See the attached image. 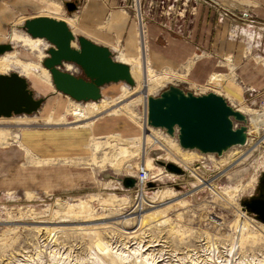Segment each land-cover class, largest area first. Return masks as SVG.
Returning a JSON list of instances; mask_svg holds the SVG:
<instances>
[{"label":"rangeland","instance_id":"rangeland-1","mask_svg":"<svg viewBox=\"0 0 264 264\" xmlns=\"http://www.w3.org/2000/svg\"><path fill=\"white\" fill-rule=\"evenodd\" d=\"M229 1L139 0L143 10L142 21L148 29H151L148 39L153 36V30L149 24L153 23L170 32L171 36L179 37L189 47L197 48H194L191 54L181 59L177 58L178 60L168 58L160 63L152 60L150 68L153 72L161 74L162 70L167 68L178 77L165 81L162 85L150 90L148 95L158 96L169 85L179 86L195 94L215 91L223 95V84L231 81L239 87L242 95L237 100L226 95L227 101L249 117V129L252 133H248L252 140L247 146L249 153L245 158L232 162L230 160L231 163H229L226 162V158H230L227 152L225 160L218 162L216 154L209 156L201 154L198 150H192L195 154L193 160L183 164L172 155L170 146L162 147L155 143L142 145L140 142L129 144L127 141L113 138V136L123 139L138 138L143 135L141 126L143 124L148 126L144 118L146 106L145 97L142 94V91H145V94L147 91L141 86L142 79L136 77L134 70L142 64L140 52L142 32L139 34L137 30H132L133 27L136 28L137 23L134 8H132L135 7V1L121 2L125 5L123 8L126 12L121 9L125 12L123 21H119L123 28H117L109 13L88 17V21L83 23L79 12L69 13L63 4L59 13L55 14L36 7L35 2L32 6L31 3L28 5V2L19 0H0V13L8 18L5 24L0 23V44L12 45L10 50L4 52L3 57L6 59L17 58L23 64L31 61L36 64L37 71L41 70L40 67H43L41 61L48 55L47 41L41 39L37 48L23 44L21 41H10L8 36L9 32L15 31L29 37L23 29L24 19L48 15L67 21L75 36L83 34L81 27L86 24L97 32L96 35L85 30L91 40L109 47L115 59L120 52H125V38L126 35L128 36V30H132L134 50L131 55L133 56H126L123 62L131 66V73L135 80L134 86L125 82L104 84L101 87V99H117L122 96L123 91L128 92V95L108 109L91 113L77 120L67 111L69 102L76 100L55 90L47 69L48 85L44 87L41 84V88L34 84L33 77L20 63L11 61V65L4 72H0L19 73L26 78L35 96L45 97L36 112L12 114L11 118L0 117V263L2 258L26 250L31 243L40 238L39 234L46 235L44 229L41 233L31 229L36 223L40 226H57L65 225V223L74 225L103 221L105 225L99 226L98 230L104 240L112 237L128 241L132 238L130 235L136 233V236L140 237L143 243L145 241V244H149L150 240L159 244L163 241V243L166 242L165 249L170 252L174 249L180 252L179 254L191 249L197 254H202L204 251L201 246L205 245L207 235L216 242L219 253L228 247L240 216L238 209L242 210L240 201L255 192L258 178L264 172V126L257 132L251 121L254 115H264V73L258 75L253 83L246 82L242 78L244 76L240 79L238 75H235V65H230L234 51L229 53L226 50L227 44L240 43L241 65H245L251 71H256V68L264 71V24L249 15L232 10ZM132 2L133 5H131ZM27 5L29 7L25 10H15L17 7L23 9ZM1 15L0 22L3 21ZM118 16L119 19L123 17ZM247 24L253 26H247ZM221 28L224 33L222 36ZM250 29L253 31L250 34L257 41H252L250 37L246 38L248 34L245 31ZM100 34L107 35V40L101 38ZM160 41L163 46L167 45L164 35ZM170 44L172 43L167 46L171 47ZM182 47L177 44V50H183ZM150 49L152 50L151 47ZM148 50L149 47L147 52ZM212 54L218 56L220 63L217 68L219 72H222L220 75L225 81L216 88L208 84L212 73L219 74L212 72L216 68L211 63ZM65 64L73 67L66 71L73 72L75 75L83 74L81 69L71 63H64L63 70H65ZM225 72L227 74L223 75ZM48 101L52 103L47 105ZM78 102L79 105L86 104L84 101ZM123 104H129L136 112L137 115L133 121L124 115L111 112L112 109ZM56 105H59L58 110ZM21 121L29 123L18 125ZM9 129L18 131L23 137L13 138L6 135L10 133ZM33 129L41 130V132L38 133ZM45 130L50 132L45 135L43 134ZM66 131H76L77 139L72 140L71 146L66 144L63 147L59 141L65 138ZM1 132H5L4 140ZM67 133L69 136V132ZM156 134L161 137L169 136L160 128H156ZM49 142H54L55 148L50 149L53 155L41 157L34 152V150L40 151V147H43L42 150L50 151V147L45 145ZM176 144L182 150L177 141ZM240 146L238 145L237 150H240L242 154L247 148ZM183 150L184 153H190L189 150ZM159 161L174 162L186 169L187 173L169 172ZM143 165L154 178L151 181L153 186L147 184L144 188V196L140 199V191L138 192L136 187L124 189L121 180L125 176L136 177ZM202 181L214 185L217 193L206 185H201ZM140 201L144 210L161 208V212H165L169 208L167 205L174 201H177L178 207L170 209L167 213L171 217L170 225L151 226L153 223H148L141 227L135 223L134 218L131 219ZM178 201H183L182 205H179ZM243 212L253 224L249 227L251 231L249 234L253 233L254 236L243 246L244 253L246 255L252 252L264 253V227L258 225L264 226V224L246 211ZM123 216L130 219L126 221ZM256 230L261 232L258 233ZM87 235L79 230H68L65 235L58 237V240L68 249L71 248L72 255L78 253L82 256L91 243ZM201 243L204 244L200 245ZM59 248L62 249L61 246ZM126 264L133 263L126 262Z\"/></svg>","mask_w":264,"mask_h":264},{"label":"water","instance_id":"water-1","mask_svg":"<svg viewBox=\"0 0 264 264\" xmlns=\"http://www.w3.org/2000/svg\"><path fill=\"white\" fill-rule=\"evenodd\" d=\"M65 10L74 12L79 0H61ZM23 29L33 38L49 43L47 56L41 64L49 71L56 91L76 101H98L101 87L107 83L125 82L134 86L130 66L115 59L109 47L93 42L83 35L75 36L67 22L48 15L24 19ZM12 47L0 44V54ZM81 69L82 75L63 70L64 63ZM142 94L145 95L144 91ZM45 97L35 96L25 77L16 72L0 73V117L36 112ZM146 123L174 136L183 149L218 156L232 146L247 144L248 118L231 106L224 96L208 91L195 94L179 86L169 85L158 96L145 95ZM164 168L176 174L186 171L174 162L159 161ZM257 195L240 201L244 210L264 224V172L258 178ZM136 179L125 176L124 188H134ZM149 186L153 183L149 182Z\"/></svg>","mask_w":264,"mask_h":264},{"label":"bare ground","instance_id":"bare-ground-1","mask_svg":"<svg viewBox=\"0 0 264 264\" xmlns=\"http://www.w3.org/2000/svg\"><path fill=\"white\" fill-rule=\"evenodd\" d=\"M19 1L20 2L24 1V3L28 2L27 3L28 5H30L29 3H31L32 6L35 2L36 7H40L42 10L47 11V12H51V13H59V11L61 10V3L59 0H19ZM136 1L137 2L135 4V6L138 8V4H139L138 1L139 0H136ZM137 8H136V10H137ZM0 15H1V13H0ZM118 15L123 16L124 13H121V14L118 13ZM118 15L115 14L111 17H114L113 19H115V20H120L117 17ZM140 16H139L140 18L138 17L139 19H137L136 28L133 27L132 30H137L139 32V34L142 32V37H140L142 64H139L137 66L138 68H135L134 70H135L136 77H141V79H142L141 86H143L144 90L147 91V93L145 95H148L150 90L162 85L165 81H168V80H170L174 77H178V76H177V74L173 73L172 71L168 70L167 68L163 69L161 74L155 73V72H153V70H151L150 65H151L152 56L154 53L152 55H150L152 52L151 49H149L147 52V49H148L149 43H150L149 39H148V35H149V32L151 31V29H148L146 27V25L143 23L142 19H144V17H142L143 15L141 14V11H140ZM1 18L4 22H7V20H8V18L5 17L4 15H1ZM78 21H80V19H78ZM248 25H252V24H247V26ZM68 26H69V24H68ZM78 28H79V26H78ZM245 28H247V27H245ZM81 29L84 30L83 27H81ZM132 30L129 31L128 36H126L127 45H130L131 40L132 41L134 40ZM89 31L91 33L93 32L91 30H89ZM240 32H241V27H240ZM245 32H246V34H248L246 38L249 39V37H250V38H252V41H257V40H255V38L253 39V35L250 34L253 32L251 29L248 31H245ZM93 34H96V33L94 32ZM8 37H9L10 41H21L23 44L35 46L37 48H38L40 41L42 39L39 37H35V38H33L31 36L28 37V36H25L23 34H19L18 32H15V31L9 32ZM137 43H139V42H137ZM171 45H172L171 47H168V46L166 47L168 52L171 50L169 53H173L175 51L173 48L177 49V44H171ZM150 47H151V45H150ZM172 50H174V51L172 52ZM6 51H8V50H6ZM176 51L179 52L178 53L179 55H183V53H180L179 50H176ZM184 54H186V53H184ZM3 55H5V53L0 54V72H4L11 65L10 64L11 61L16 62V63H20L26 69V71H28V73L33 77L35 85H37L39 88H41V84L44 85V87L46 85H48L47 80H48V75L50 73L48 74V71L46 70V68L43 65H42L43 67H40L41 70L37 71L35 68L36 64L31 62V61L23 64L17 58L16 59L15 58L14 59H6L5 57H3ZM129 55H131V53H130V51L128 52V50L126 49L125 52L124 51L120 52V55L117 57V59L119 61L123 62L125 60L126 56H129ZM164 60H162V61H164ZM228 60H230V58H228ZM64 66H65V70L73 69L72 65H70V64H65ZM130 71H131V66H130ZM132 71H133V69H132ZM11 72H15V71H11ZM131 75H132V73H131ZM132 77H133V75H132ZM133 79H134V77H133ZM223 81H224V78H222L220 74H215V73L213 74L212 73L209 76L208 84L211 87L216 88L218 86H221L223 84ZM167 83H169V82H167ZM144 93H145V91H144ZM126 95H128V92L123 91L122 96H120L117 99L106 100V99L102 98V99H99L98 102L87 101L85 105H82V104L79 105L78 101H75V102L70 101L67 111L75 119L79 120L80 118L86 117L91 113H98L102 110L108 109L114 103L119 102V100L124 98ZM145 95H144V97H145ZM54 101H55V99H54ZM226 101H227V99H226ZM50 103H52V102L48 101L47 105ZM144 104H145V98H144ZM56 106H57L56 110H58L59 105H56ZM231 106H233V105H231ZM60 107L62 108V106H60ZM235 109H237V108H235ZM59 110H60V108H59ZM45 112H47V111H45ZM111 112L116 114V115H124L132 121L135 119V116L137 115L136 112L132 109V106H129V104H123V105L117 107L116 109H112ZM242 113L245 114L248 118V125H247V134L248 135H247V144L240 146V147H246L247 148V146L250 145V141L252 140V138L249 137V133H252V131L249 129V117H248V115L244 112H242ZM17 115H19V114H17ZM144 118H146V116H144ZM48 119H50V118L48 117ZM251 121H252V125H253L254 129L257 132H259V129L264 126V115H261V114L254 115V116H252ZM28 123L29 122L21 121L18 123V125L19 124L23 125V124H28ZM141 129L143 130V135L139 136L138 138L132 137V139L131 138H124L123 139V138H119L118 136H113V138H118V139L125 141V142L127 141L129 144H133L135 142H138V143L140 142L142 145H146L149 143H155V144H159L162 147L170 146L172 148V151H173L172 155L176 159L181 161L183 164L193 160L195 154L192 152V150H196V149H192V150L191 149H184L183 150V148H182L183 151L189 150L190 153L182 152V150H180L176 144V141H177L176 134L174 136H170V135L167 136L166 135V137H161L158 134H156V128L150 127L149 125L146 126L145 124H143V126H141ZM8 131L10 133H8L6 135H8L10 137H13V138H17L18 136L20 138L23 137V135L19 134L18 131H16V130L9 129ZM1 133L4 135V137H2V139L4 140L5 136H6L4 134L5 132H1ZM26 136H27V134L24 136V139ZM237 147H238V145L232 146L228 150L223 152L222 155L217 157L219 159L218 162H222L225 160V153H227V152H229L230 158L229 159L226 158V162H229L230 160L232 162L234 160L243 159V158H245L246 155H248V153H249L248 149L249 148H247V150L244 153L242 152V154H241L240 150L239 151L237 150ZM201 154H208L209 156L213 155V153H201ZM231 162H229V163H231ZM140 169H143L145 172L148 173V177L150 178L149 182L153 181L154 176H152V174L150 173L149 170H145L146 167L144 165ZM185 171H186L185 173H187L186 169H185ZM188 173H190V172H188ZM201 185H206V187H208L209 189H211L217 193V191L214 189V185L209 184V183L207 184L204 181L201 182ZM144 188H146V187L143 186L142 189H137L138 192L140 191V194H139L140 199H142V197L144 196ZM124 189H130V188H124ZM178 202L180 203L179 205H182L181 203L183 201H178ZM176 203H177V201L171 202L170 204L167 205V207H169V208L166 211L164 210L165 212H161V208H152L150 210H144L143 206L141 204V201H140V204L138 203L139 205H138L137 211L133 212L134 216L131 217V219L134 218L135 223L137 225H140L141 227H144L148 223L149 224L153 223L151 226H160V225L165 226L167 224L170 225L169 221H170L171 217L167 213L170 209H172V208L174 209V208L178 207ZM241 207H242V205H241ZM242 210L246 211V210H244L243 207H242ZM242 210L238 209L240 216H239V218L236 222V225H235V233L232 236L230 243H228V247L225 248L222 253H219L218 245L209 235H207V240L204 242L205 245L201 246L203 248L202 250L204 251L202 254H197V252L192 251V249L188 250V251H184L183 253L181 252L182 254H179L180 252H177L174 249H171V250H173L171 252H170V250L165 249L166 248L165 247L166 242L163 243V241H162V243L159 244V242L154 243V240H150L149 244H145V241L143 243L142 239L140 237L136 236L137 235L136 233L135 234L132 233L130 235L132 238H130V240H128V241L127 240L123 241L122 238L117 239V238H112V237L109 238L108 240H104L101 238V233L98 230L99 226L105 225L103 221L102 222H95V223L91 222L92 224H74V225H73V223L72 224L65 223V225L60 224L57 226H47V225L40 226V225H37V223H36V225L32 226L31 229L37 230V231H39V233H41L42 229H44L46 231V235L39 234L40 238L39 239L37 238V240L35 242L31 243L30 246L26 250H24V251L21 250L19 252V254H11L10 256H8L6 258H2L3 260H2V263H0V264H52V263H60V264H126V262H132L133 264H135V263H139V264H264V253L259 254V253H253L252 252L251 254L246 255L243 251L244 250L243 246L249 242L250 238H253L254 236L252 235L253 233L249 234V232H251L249 227L253 224L246 217L245 212H243ZM123 219H125L127 221L130 218L123 216ZM86 221H96V220H86ZM215 222L217 223V220ZM39 223H41V222H39ZM258 225H260L261 227H264L261 224H258ZM64 230H66V232L68 230H73V231L79 230L84 235L88 234L87 236L91 240V243L88 245V250H87V252H85L84 255L81 256L78 253L75 255H72L70 252L71 248L69 247V249H68L66 246H64V244L60 240H58V237L66 234V232H64ZM257 232L260 233L261 230H260V232L259 231H257ZM146 241H148V240L146 239ZM204 243H201L200 245H203ZM156 245H160V247H156ZM59 246H61L62 249L59 248ZM189 251H191V252H189Z\"/></svg>","mask_w":264,"mask_h":264},{"label":"crops","instance_id":"crops-1","mask_svg":"<svg viewBox=\"0 0 264 264\" xmlns=\"http://www.w3.org/2000/svg\"><path fill=\"white\" fill-rule=\"evenodd\" d=\"M59 1L62 4V1L61 0H59ZM122 1H124V0H79L78 7L75 10L76 12H74V14L79 12L81 14V16H82L83 23H86L88 21V19H89L88 17H95V16L97 17V16L108 14V13L110 14V16H113L115 14L118 15V13H121V12L125 14L126 11L123 8L125 5L124 4L122 5V3H121ZM224 1H227V0H224ZM230 1H231V3H230ZM230 1H229V4H230L232 10H234L236 12H239L241 14L249 15L250 17L255 18V20L258 21L259 23H263L264 24V0H230ZM27 7H29V6L27 5L23 9L17 7V9H15V10H25ZM31 8H33V7H31ZM121 9H123L125 12L121 11ZM55 14H58V13H55ZM113 18H112V21L115 22V23H113L115 25V27H117V28L118 27H122V24L120 25L119 21H123L124 17L120 18L122 20H115ZM0 23L1 24H5L6 22L1 21ZM145 23H146V21H145ZM149 24L151 25L152 30H153L152 31L153 32V36H151L150 39H149V42H150L149 43V49H150V45H151V48H152V52H151L150 55H152L154 53L153 56H152V60L155 59V61H158V63H160L163 59L168 60V58H170L172 60H175L177 58L181 59L182 57L191 54L194 48L197 49L196 47H194V48L189 47L186 43H183L182 40L179 37L175 38V37L171 36L170 32L168 33V31H166L162 27H160L158 25H155L153 23H149ZM83 27H84V30H83V34L82 35L91 40V38L88 36V34L86 33L85 30L93 31V29H90V27L86 26V24H83ZM222 30H223V28H221V31H220V35L221 36L224 34ZM163 31L165 33H163ZM128 32H129V30H128ZM128 32H127V34H128ZM92 33H94V31ZM95 33L97 34V32H95ZM162 35H164V38L167 41V45L169 43H172V44H178L179 46H183L182 49L183 50L186 49V51H183V50L180 49V53H183V55H179L178 54L179 52L176 51L177 50L176 48H173L175 50V51L172 50V52L174 51L173 53H169L171 50L169 52L167 51V48H166L167 45L163 46V44H160V42H161L160 40L162 38ZM100 36H101V38L106 39V40L108 38L107 35H105V34H100ZM157 38H159V39L157 40ZM220 42H221V40H220ZM101 45H104V44H101ZM240 46H241L240 43H238V44L237 43H229V44L226 45L227 52L230 53V52L234 51L233 52V56H232L231 61H230L231 62L230 65H232V64L235 65V67H234L235 68V75H238L240 77V79H241V76H244L242 78H244L246 82L253 83L254 80L255 81L257 80L256 77H258V75L263 74L264 71H263V69L261 70L260 68H256V71H251V70L247 69V67H245V65H243V66L241 65V50H240ZM125 48L128 50V52L130 51V53L132 54L133 50H134L133 41L131 40L130 45H127L126 38H125ZM184 53H186V54H184ZM208 55H210V54H208ZM212 55H213L212 56L213 59L211 60V63H212V65H214L216 67L214 69V71H212V72H218L219 74L220 73L222 74V72H219V68H217V66L220 63L218 58H217L218 56H214V54H212ZM132 56L133 55H131V57ZM212 72H210V73H212ZM226 74H227V72H225L223 75H226ZM223 82H225V81H223ZM222 94H223L224 97H226V99H227V96H229V97L233 98L234 100L240 99L241 95H242L241 90L239 89V87H237L231 81H228L226 84L225 83L223 84ZM30 129H32V128H30ZM33 130H35V129H33ZM35 131H37L38 133L41 132V130H35ZM47 132H50V131L45 130L43 134L46 135ZM67 132H69V136H68ZM74 138L77 139V132L76 131H66L65 138L62 139V141H59V143L61 145H63V147L66 144L71 146V144L73 143L72 140ZM53 143L54 142H49V143H46L45 145L47 147H50L49 148V150H50V149H54L55 148V146H53L54 145ZM59 143L56 142V144H59ZM26 145H28V147H29L28 142H26ZM45 148L46 147H44V149ZM42 149H43V147H40L39 150L41 152L37 151V150H34V152L39 154V155H41V157L51 156V155L54 154L53 151H51V150L50 151H45V150H42Z\"/></svg>","mask_w":264,"mask_h":264},{"label":"built area","instance_id":"built-area-1","mask_svg":"<svg viewBox=\"0 0 264 264\" xmlns=\"http://www.w3.org/2000/svg\"><path fill=\"white\" fill-rule=\"evenodd\" d=\"M134 1H135V4H136L137 1L133 0V2ZM133 2H132L131 5H133ZM132 8H134V11H135V14H136V18L139 19L138 17L140 16V11H141V14L143 13V10H141L140 2L138 4V8L136 6L135 7L133 6ZM136 8H137V10H136ZM135 179H136V183H135L136 189H142L143 186L147 187V184L150 181V178L148 177V173L145 172L143 169H140L138 171V174L136 175Z\"/></svg>","mask_w":264,"mask_h":264},{"label":"flooded vegetation","instance_id":"flooded-vegetation-1","mask_svg":"<svg viewBox=\"0 0 264 264\" xmlns=\"http://www.w3.org/2000/svg\"><path fill=\"white\" fill-rule=\"evenodd\" d=\"M258 183H259V181H258ZM257 186H258V184H257ZM257 186H256V189H255V192L253 193V194H251V195H249V196H252V195H257L258 194V190H257ZM250 215H252L251 213H250ZM253 216V215H252Z\"/></svg>","mask_w":264,"mask_h":264}]
</instances>
